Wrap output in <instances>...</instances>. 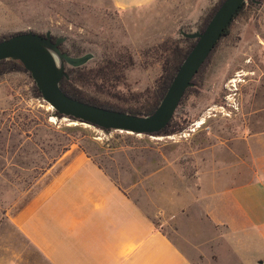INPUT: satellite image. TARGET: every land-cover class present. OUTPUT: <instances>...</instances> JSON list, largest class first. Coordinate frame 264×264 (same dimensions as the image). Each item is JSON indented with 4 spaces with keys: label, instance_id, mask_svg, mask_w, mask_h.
I'll list each match as a JSON object with an SVG mask.
<instances>
[{
    "label": "rangeland",
    "instance_id": "374dc122",
    "mask_svg": "<svg viewBox=\"0 0 264 264\" xmlns=\"http://www.w3.org/2000/svg\"><path fill=\"white\" fill-rule=\"evenodd\" d=\"M219 1L156 0L120 10L112 0H0V38L19 31H51L65 38L63 46L72 55L93 54L79 67L87 70L106 58L120 61L121 80L88 84L84 73L78 86L101 101L138 105L162 72L160 51L185 37L181 30H200ZM254 2H247L234 19L199 77L198 89L176 110V118L187 125L175 134L106 131L58 116L36 94L28 71L0 76V263L47 264L18 232L11 212L28 199L27 191L52 159L72 146L85 150L116 181L136 184L133 192L150 198L158 224L178 217L187 231L197 232L201 209L191 200L200 194L198 173L206 166L201 156L206 160L215 142L264 130V0ZM202 117L205 122L196 127ZM163 201L171 211L157 215ZM181 205H189L182 214ZM161 228L174 233L173 224ZM205 262L201 264L211 263Z\"/></svg>",
    "mask_w": 264,
    "mask_h": 264
},
{
    "label": "crops",
    "instance_id": "0c3cea01",
    "mask_svg": "<svg viewBox=\"0 0 264 264\" xmlns=\"http://www.w3.org/2000/svg\"><path fill=\"white\" fill-rule=\"evenodd\" d=\"M154 1L112 0L120 10ZM204 122L202 117L195 125ZM208 150L206 160L201 156L206 166L198 173L200 194L191 200L201 209L195 234L182 218L159 217L158 224L150 198L133 192L136 184L116 181L75 146L44 168L11 219L47 264H264V130L226 138ZM161 205L157 215L171 211L167 202ZM166 223L174 233L161 228Z\"/></svg>",
    "mask_w": 264,
    "mask_h": 264
},
{
    "label": "water",
    "instance_id": "95a60500",
    "mask_svg": "<svg viewBox=\"0 0 264 264\" xmlns=\"http://www.w3.org/2000/svg\"><path fill=\"white\" fill-rule=\"evenodd\" d=\"M245 1L247 0H223L203 31L181 30L185 37L197 41L177 70L160 104L149 115L109 109L68 95L61 87L62 79L70 78L67 65L82 66L93 54L75 56L62 51L60 46L65 38L57 37L54 40L51 31L44 34L32 30L22 31L0 40V60L21 61L30 72L42 97L63 116L102 129L154 135L170 123L186 90L195 85V75Z\"/></svg>",
    "mask_w": 264,
    "mask_h": 264
},
{
    "label": "trees",
    "instance_id": "16d2710c",
    "mask_svg": "<svg viewBox=\"0 0 264 264\" xmlns=\"http://www.w3.org/2000/svg\"><path fill=\"white\" fill-rule=\"evenodd\" d=\"M223 0H220L219 3L213 8V10L207 15L205 22L203 23L202 27L200 28V31H203L212 18L213 14L216 12L218 7L221 5ZM247 2H250L253 5H256L253 0H247L245 1L238 13L236 14L235 18L240 14V12L244 9L245 5ZM234 18V19H235ZM234 21V20H233ZM232 21V22H233ZM232 24V23H231ZM231 24L226 28L224 34L222 35L221 38L229 34V28ZM22 32V31H19ZM17 33V32H16ZM15 34V33H13ZM13 34H10L8 36L0 38V40L9 37ZM44 34V33H42ZM57 37L53 35V39L55 40ZM221 40V39H220ZM219 40V41H220ZM196 39H189L182 37L181 40L173 42L172 45L164 47L162 49L161 54L159 56V60L161 61L162 65V72L160 76L156 80V84L154 89L149 91L145 97L144 102L138 105H125L121 103H111L108 101H101L98 100L92 96H87L85 93L79 88L78 83L83 81V76L82 74L86 73L88 74L87 78L89 79L88 84H93L96 83L97 80H102V81H107V79H117L121 80L124 77L123 73V65L120 64L121 62L116 61L112 58H106L100 62L97 66L89 68V69H84V67H67V71L70 75V78H63L61 81V87L62 89L70 96L86 101L91 104H95L98 106L106 107L109 109H115V110H120V111H126L130 112L133 114H138V115H149L152 114L155 109L158 107L160 104L161 100L163 99L165 93L168 90V87L170 86L174 76L177 73V70L179 69L180 65L182 64L183 60L189 53V51L192 49V47L196 43ZM218 41V43H219ZM180 42L185 43L186 45L182 46L180 45ZM218 43L216 44L215 48L217 47ZM62 51H66L71 54V52L67 49L64 48L63 43L60 46ZM215 48L211 52L210 56L208 59L204 62V64L201 66L197 74L195 75L193 81L195 83V86L189 87L182 100V104L187 95L189 94L190 91L194 89H198L197 85H199V77H201L207 63L209 62L213 52L215 51ZM121 66V67H120ZM84 69V70H83ZM27 71V69L24 67L23 63L19 60L15 59H2L0 60V76L7 73V72H13V71ZM86 70V71H85ZM117 72V74H115ZM119 72V74H118ZM30 73V72H29ZM87 79V80H88ZM35 92L38 96H41V92L38 89L36 83L34 84ZM56 115L58 116H63L60 114L58 111L55 112ZM187 123L180 121L179 119L176 118V115L174 114V117L170 121V123L159 133H154V135L159 136V135H170V134H175L178 133L186 127ZM106 131H109L111 129H104Z\"/></svg>",
    "mask_w": 264,
    "mask_h": 264
},
{
    "label": "bare ground",
    "instance_id": "6f19581e",
    "mask_svg": "<svg viewBox=\"0 0 264 264\" xmlns=\"http://www.w3.org/2000/svg\"><path fill=\"white\" fill-rule=\"evenodd\" d=\"M50 108H51V107H50ZM202 121H203V120H201V122H200V123H202Z\"/></svg>",
    "mask_w": 264,
    "mask_h": 264
}]
</instances>
